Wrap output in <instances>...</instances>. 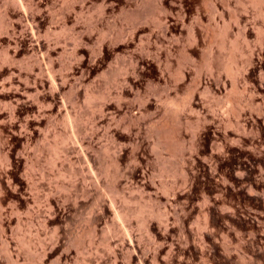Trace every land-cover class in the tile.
Segmentation results:
<instances>
[{
  "label": "bare ground",
  "instance_id": "obj_1",
  "mask_svg": "<svg viewBox=\"0 0 264 264\" xmlns=\"http://www.w3.org/2000/svg\"><path fill=\"white\" fill-rule=\"evenodd\" d=\"M173 1L174 0H172V5H174ZM185 1H187V0H185ZM188 1H190V0H188ZM217 1H219V0H217ZM17 2L19 3V5L21 4L22 7L29 8L28 6L32 2V0H26V2H23V0H17ZM156 2L159 6H161L163 3V0H156ZM169 4H171V2ZM211 4H212V2H211ZM261 4H263V3H261ZM63 5H64V3H63ZM221 6H223V5H221ZM222 8H220V9H222ZM60 10L62 11V8ZM69 10L71 11V9H69ZM79 12H82V11L79 10ZM221 12H219L217 10V7L215 8L213 6L211 17L212 16H213V18H215V16L220 17ZM137 13L139 14V12H137ZM61 15L62 14H60L59 16L61 17ZM201 15H202V13L200 14V12L197 11L196 15L193 16L194 17V26H192L193 28L191 27V29H189V35L187 36V37L190 36V38L192 40V44L197 43L199 41V37H198L199 34L196 30L200 31L201 28L203 27V22H202V16L203 15L202 16ZM208 16H210V15H208ZM75 17H72V19H75ZM155 18L157 19V17H155ZM101 20H102V18H101ZM107 21H105L106 23H104V25H102V26H104V28L100 29L98 27L99 30H97L98 29L97 26H94L92 23L89 27L90 31H93V30L98 31L97 32L98 39H97L96 45H97V51H98L99 57L103 54L102 51H103V47L105 45V42L108 41L107 43H109V44L111 43V49H112L113 46H116L119 43V41L113 42L114 39H116L117 36L121 35L124 32L120 28L117 29L118 27H116L117 22L115 19L111 20V22L110 21L107 22ZM159 21L154 22L153 25L154 24L160 25ZM75 22H77V21L75 20ZM189 22H192V21H189ZM96 23L97 22H95V24ZM162 23H163L162 26L165 28V30L167 32L168 26H166V25H168V24H166V20L163 22V19H162ZM183 23H185V22H183ZM75 24L76 23L73 22V25H75ZM100 24H101V22H100ZM102 24H103V22H102ZM190 24H192V23H190ZM144 25H146V22ZM182 26H185V25H182ZM114 29H116L115 33H113ZM179 29H181V28H179ZM84 30H86V29H84ZM135 30L136 29L132 27L131 29L128 30L129 31L128 34H131V36L134 35ZM94 32L96 33V31H94ZM125 33H127V31ZM125 33H123V34H125ZM202 33H204V32H202ZM128 34H126V35H128ZM149 34L146 33V35H149ZM161 34H163V33L161 32ZM144 35H145V33H144ZM142 36L139 35L138 39L140 37L142 39ZM151 36H153V34ZM135 37H136V35H135ZM165 37H166V35H165ZM74 38H75V36H74ZM144 38H145L144 42L147 41L146 40L147 38L151 39L150 37L146 38V36ZM132 39H134V38H132ZM187 39H189V38H187ZM82 41H83V37H82V32L80 31L78 33V35L76 36V44H77V42L80 43ZM153 41H155V40H153ZM199 43L200 42L197 43V46ZM190 44H191V42H190ZM120 45H122V44L120 43ZM107 47L109 48L108 44H107ZM158 47L160 48V46H158ZM184 47L185 46H183V48L182 47L181 48L184 50ZM30 48H31V50H29V52L27 51L28 54L25 53V55H29V54L34 55V53L39 50V52L41 51V53L44 52L43 54H44V56L45 55L47 56L46 57L47 59L51 60L50 56H52V55L50 53H52L51 51H53L54 49L53 50L50 49L49 46H45V47L37 46L36 48H32V47H30ZM129 49L131 51V48H129ZM113 52H114V50H113ZM23 54H24V52H23ZM108 54L109 53H107V56L105 57V59H102L100 57L102 60L101 61L99 60L96 64H92L91 67L85 68V66H83L85 69H81V68H80L81 70L78 69L79 73L76 76L77 79L76 78L75 79L78 80L81 85H85L88 87L87 88L84 86L85 87V90L83 91L84 93L81 92V94L84 95V99L86 98L85 100H87V99L91 100L90 101L91 104H93L95 106V109L94 108L92 109L93 105H91L92 107H90L89 106L90 103H88L89 104L88 106L92 109V111H91V109L89 108L90 117H93V114H96L97 112H99L98 116H97L98 117L97 118L98 124L96 126H94L96 124V122L93 123L94 125L91 124V128L92 127L93 128L90 130L89 133H87L83 128L81 129L80 125L78 126L77 124H75L74 126H69L70 134H68V137L66 138V141L68 143L65 144V146L63 145L64 147L62 148V151L60 150L61 155H62V159L60 162V167L57 166L59 169H56L57 167L55 166L56 164L54 163V161H50V160L43 161L42 160L43 161V163H42V161L40 160L41 162H39L38 155L36 156L34 154V152H32V150L34 149L36 151H39L40 149H42V150L45 149V150L50 151V149H51L52 151H54L55 150L54 149L55 148L54 147L55 146L54 141H57V143L60 144V133H59L60 131L57 132L58 128L55 131V127H54V130L52 127L57 125L56 122H57V119L60 117V113H61V115H63L64 114L63 111H65V116H68V114H69L68 110L66 109L65 102L60 100V98H59V95L63 94V93L60 94V88H63L65 86V83H67V82H63L62 79H61L62 82L60 81L61 77L59 74H58L59 76H57V74H55L56 71L54 72L55 68L53 69L52 64H48L49 69L44 70L42 68V65L38 64V62L36 60L34 61L33 64L32 63H30V64L29 63L28 64H10V65H12L11 67H13V70H10L5 75V77L3 79H1L0 86H1V84L6 83L9 87L14 86V88H15V90L12 88L14 90L12 95L7 96V98H6L7 103H5L4 106L10 107L11 101L13 100V101H15L14 102L15 104H17V105L20 104L21 107L23 106V107L30 108V112H32V113H31V116H29L28 114L30 112L27 109L25 110L23 107L21 108L22 110H24V113L22 115L23 116L22 121H20L21 119L19 120L20 122L18 121V130H19V137L21 138V149H22V151L19 154V156L17 158H15L16 160L14 161V168L17 171L16 172L17 175H15L16 177H14V181H12L11 184H10L11 179H10V181L8 179V182H7L6 176H5L6 182H4L2 180L4 182L3 183L0 180V246H1L0 247V264H17L18 259L22 256L24 257V259L22 258V260L23 261L25 260L26 264H118L117 263L119 261L118 256H119V254H123V253H124L123 256H125V258L124 257L123 258L125 260L123 259L124 263H122V264H264V174H263L264 172L258 173L259 175L257 177H252L253 173H254L253 170L255 169V166L258 168V166L255 163V160H254V162L253 161H249V163L246 162L248 164L245 166L242 165L245 169V173H243V172L242 173H235L234 172L232 174L225 175V176L223 175L222 177H220L221 175L218 176L219 174L217 172L218 165L216 163L215 164L213 163L214 165L212 166V164L210 163L213 160V158H212V160H210V161L207 160L206 162H204V164L202 165L201 168L204 171L205 170L208 171L207 180L214 181V182L211 181L214 184V187L212 189H209L208 191H206V193L204 192V194H202V196L199 195L200 196L199 197L196 194H194L191 197L190 193L187 194L183 190L182 191L184 193L180 190H179V192L175 191L176 189L173 190L174 189L173 187H172L173 189L170 187L171 190L169 189V187H167L168 190H164V194H165V195H163V196H165L164 200L160 199L161 201H158V199H159L158 197L160 195L157 197L158 199L152 197L155 199L154 201H156L157 205L155 206V204H154V205H151L152 207L149 206V210H150V208H153V206H154V208L156 207V209H154V211L152 210V214L150 215V217L153 215L152 218H154L155 222L152 218H148L149 215L144 214V212H142L143 210L141 211L145 215V216H141V218L144 217V219L142 218L143 220L141 219V222H140L142 229H143L142 232L148 239L147 244L145 242L144 246H143V244L141 245L140 241L137 239V236H135V235H134L135 237L133 236V233L130 229V225L128 223H127V225H123V224L118 225L117 223L112 221L113 219H114V221L115 220L117 221V218L119 217V213H122V215L125 219L128 217L127 216L128 212L125 211L126 208L123 211L116 209V199H119V201L123 200L121 198L122 192H123V198H124V196L127 197L126 195H124V190L126 188L123 189V191H122V188L127 186L128 179L135 178L132 176V175H134L132 173H135V171H136V173H139L138 177L142 178L141 179V182H142L144 179V177H142V176L146 175V172L149 171V169L152 170L150 168V164L153 163V160H154L153 155H155V153L158 152L159 148H161L160 145L163 144V142L165 140H167V138H169L168 137L169 134H166L163 131L164 130L163 125L168 123L167 120L170 117L169 114H171V113L176 114L179 111L178 108H176L175 106L172 105V103L171 104H168L167 102H166V104L163 103L164 108H163L162 120L159 121V119H157L158 117L160 118V116L158 115L159 114V112H158L159 108L157 105L158 104L157 101H159V99H157V97L159 98V96L157 95V92H158L159 86L162 84V83L160 84V81L163 82V89H164V92L166 94L165 98L167 99L168 93L178 89L177 88L178 83L179 82L181 83L184 80L185 75L182 73L184 71H181V72H180V70L174 71L172 73V74H174V80L172 82H170V83H173L172 84L173 86L170 85L171 86L170 87L169 83L164 78H162V75L159 74L157 77L159 82L154 81L155 79L153 81L152 80L150 81V79H152V78H150L149 80H147L149 82H148V85H146L147 86L146 87L147 89H146L145 86L140 87V84H139L140 81L138 82L140 75L135 76V74H137L135 72V70L139 64H128V66L131 67L129 69L132 71L131 73H129L130 71L128 72V66L127 65L125 66V64H122L121 67H117L118 64H114L115 67L113 66L114 67L113 68L111 66V64H107L108 63L107 59H110L109 56L111 57L113 53H111L110 55H108ZM115 54L116 53H114L113 55L116 56ZM153 56H155V55H153ZM131 59H132V57H131ZM251 61H253V60H251ZM166 65L169 66V64H166ZM220 65L222 66V64H220ZM144 66H145V64H144ZM168 66L166 69L169 68ZM183 67H185V66L183 65ZM205 68H204V70L207 69V73H209L210 76H212V78H213V74L216 72L217 69L215 68L216 69L215 70L213 68V65H212V67L210 65H208V67L206 69ZM240 68H241V66H240ZM245 68H246V66H245ZM251 68H252V66H251ZM213 69L215 71L214 73H213ZM219 69H220V67H219ZM43 71L46 74V76H45L46 77L45 80L47 79L46 81H44L43 77H42L44 75ZM202 71H203V69H202ZM232 71L233 70H231V72ZM235 71H233V72H235ZM241 71H245V70H241ZM258 71H260V70H258ZM22 72L25 73L24 74L25 76L23 78L24 81L22 79L23 82H21ZM106 72H108L110 75L109 77H111L110 81H108L109 79H106V80L108 82H111L113 88H115L114 92H113L114 96H113L112 100L104 99V98H107L110 95V93L107 92L106 89H104V88H103V91L101 93V90L103 87L101 84L102 87H100L101 88L100 89V95L102 98L99 97L100 98V100H99V98H97L99 96V94L98 93L97 94L92 93V90L89 88V86H90V84H91V86H94L92 84H95V86H98V83H95L96 82L95 78L97 79L98 76H103V75L105 77ZM218 72H220V71H218ZM56 73H59V72H56ZM229 74H231V73H229ZM233 74H235V76H233V78L231 77L232 79H230V80H232L231 81V87H235V84H237L239 81V80L238 81L236 80V79H238L237 78L238 70ZM241 74H242V72H241ZM258 74H260V73H258ZM130 75L135 76V77H132L133 80H131V79L128 80V76H130ZM214 75H216V77L219 76L217 73ZM243 75H241V76H243ZM22 77H23V74H22ZM119 77H121L120 78L121 80H118ZM140 77H142V76H140ZM245 77H247V76H245ZM30 78L32 80L31 82H29ZM100 78L101 77H99V79ZM171 78H173V77H171ZM63 80H64V78H63ZM66 80L67 79H65L64 81H66ZM201 80L202 79H200V76L198 74L193 81V85H194L195 89L201 87V82H200ZM214 80H213V82H214ZM260 80H261V78H260ZM104 81H105V79H104ZM236 81H237V83H236ZM2 82H4V83H2ZM218 82H219V80H218ZM31 83H32V85H31ZM221 83H222V81H221ZM244 83H246V82H244ZM245 85L247 86L248 84H245ZM3 86L4 85H2V87H0L2 90H4ZM45 87H47L46 91H47V89H49L46 99H45L46 96H43V93L45 91V90L43 91V89ZM66 87L68 90L69 86H66ZM71 87H72V85H71ZM71 87H69V88L71 89ZM74 87L76 88V85ZM142 87L145 88V91L143 90V93L141 92ZM237 87H238V84H237ZM77 89H79V88H77ZM77 89H75L74 92H73V89H71L72 91L70 90L72 92V94L74 93L73 94L74 97L72 96L73 98L71 100L68 98V101L70 100L69 104L73 100H74L73 101L74 103H77V101L74 99V98L78 97L77 94L80 92V90H79V92H77L78 91ZM204 89H205V87H204ZM244 89H245V87H244ZM5 90H7V89H5ZM61 90L63 92V89H61ZM64 90L67 91L66 89H64ZM94 90H95V88H94ZM219 90L220 89H218V91ZM98 91H99V89H98ZM98 91H95V92H98ZM210 91H212V89ZM68 92L69 91H67V93ZM71 92L68 93L69 96H70ZM245 92H247V91H245ZM160 93H162V92H160ZM1 95H2V93H1ZM95 95L97 97H94ZM196 95H195V97H196ZM245 95H247V94H245ZM231 96L232 95H230V97ZM79 97H80V95H79ZM81 97H82V95H81ZM91 97L95 98V100H99L101 102L97 103V105H95L96 101L93 102ZM241 97L242 96L240 95V98ZM238 98H239V96H238ZM102 99H104L105 101ZM234 99H235V97H234ZM180 100H181V98H180ZM177 101H179V100H177ZM242 101H244V100H242ZM87 102H84V104L86 103L85 105H87ZM194 102L195 101H194V97H193V92H189V93H187V97L185 98V100L182 102L181 107L183 106V108H185V109L187 108L188 110H192V106L194 105ZM250 102H251L250 98L247 97V99L245 100V104L247 107H249L251 105ZM242 103L244 105V102H242ZM28 104H29V106H28ZM67 104H68V102H67ZM71 104H73V103H71ZM180 104H181V102H180ZM75 106H76V104H75ZM82 106H83V103H82ZM82 106H81V108H82ZM88 106H85V108ZM181 107H179V108L182 109ZM237 107H239V106L237 105ZM234 109H233V111H234ZM236 109H238V108H236ZM236 109H235L234 114L236 115L238 113L237 115H239V117L240 116L244 117V120L240 117L243 120V124L239 125L238 121H236V122L234 121L233 127H236V128L241 127V129L243 131H247V130L252 131L251 128L253 126L252 125L253 121L251 118L252 117L251 113L249 112L250 107H249V109L247 108L248 110H245V111L243 110L244 109L243 108L242 112H241L242 114H239L238 110L236 113ZM66 110H67V112H66ZM93 110H96L97 112H95ZM183 111H186V110H183ZM188 113H189V111H188ZM73 115H75V113ZM14 116H15V114H14ZM213 117L209 118V120H212ZM117 119H118V121H117ZM170 119H175V118L172 117ZM181 119H183V118L181 117ZM184 119H186V118H184ZM228 119L227 120L225 119V121H226L225 123H227L228 127H232V124H231L232 122ZM91 120H93V122L96 121V120H94V117ZM179 120H180V118H179ZM58 121H60V119ZM186 121H188V120H186ZM170 122H173V120H171ZM196 122H197V120H196ZM216 122L218 125V120ZM219 122H220V120H219ZM182 123H181V125H182ZM208 123H207V125H208ZM50 124H52L51 129H49L50 127L49 128L47 127ZM168 124H170V123H168ZM161 125L163 126V128H161L162 127ZM181 125H179L178 131L175 135V137L181 141V145L179 147L181 154L179 155L180 156V164H179V170H178V172H180L179 174H181V175H179V178L181 180L180 181L181 185H179V187L187 186V188L189 187V190H191L190 188L191 187L193 188L194 175L197 173H195L193 175L189 173L190 170L188 169V167L190 166V164L187 163V160H188V157L190 158L192 155V150H193L192 145L193 144L191 142H192L193 138L195 139L196 134H195V131L194 132L190 131V129L192 128L191 126H190L191 128L189 129L188 128L189 126L187 127L186 124H184V126H181ZM100 129H101V131H100ZM102 129H103V134L105 136H107L111 141V149L106 148L105 146H103L99 142ZM169 129H170V127H169ZM171 129L173 130L174 128H171ZM171 129H170V131H171ZM200 130H199V132H200ZM203 130H205V129H203ZM166 132L169 133V130L168 131L166 130ZM248 134L245 135L246 137L243 141L249 145L252 142V140H251L252 138H249ZM186 135H188V138H189L188 142L183 139L184 136H186ZM48 136L51 137L52 140L54 139V141L52 143L54 148L52 146H50L51 144H49V142L47 141ZM172 136H173V134H172ZM225 136H226L225 132H222L221 137L224 140L227 139ZM198 137H196V138H198ZM170 139L171 140L174 139V136H173V138L172 137L169 138V141H170ZM240 139H242V138H240V137L236 138L237 141H240ZM228 140H230V139H228ZM61 141H63V140H61ZM231 141H233V140H231ZM166 142L167 141H165V143ZM174 142H177V141L174 140L173 144H171V146L174 145ZM225 142L223 144L221 143L220 147H218L220 150L219 152L227 151L228 148L231 146L229 141H228V144ZM235 143H236V141H235ZM163 145H165V144H163ZM166 145H169V144H166ZM58 148H60V147H58ZM56 150L58 151V149H56ZM60 151H59V155L57 153L58 157L60 156ZM0 152H2V151H0ZM70 154H75L76 157L73 160H70L69 159ZM210 154H213V153H210ZM55 155H56V152H55ZM0 156H1V154H0ZM1 158H3L4 160H7V162L9 161L8 160L9 158H7V156H5V155L3 157L1 156ZM56 163H57V161H56ZM188 164H189V166L186 167V165H188ZM193 164H194V162H193ZM257 164H259V163H257ZM262 164H263V162H262ZM139 167H141V168H139ZM96 168H99V170L102 169V174H100V177H98V178L95 177V173L93 171V169H96ZM137 168H139L138 169L139 171H137ZM187 169L189 170V172ZM53 170H55V173L58 177L63 176L64 175L63 171H65L67 174L70 175V178H73L71 185H70V181H68L69 184H65L66 188H64V186H63L64 183H63V185L61 184L62 185L61 188L64 190V191L61 190V191H63L62 192L63 195L60 193L62 195V197H60V194H59V189H61L60 187H59V189H58L57 185H53V187H50L51 184L49 182L48 183L50 185H48L46 183V181L53 176L52 175L51 177H49ZM36 171L39 172L38 178H36V175H37L35 173ZM261 171H263V170H261ZM200 172H201V170H200ZM130 174H132L131 178L128 177ZM135 176H136V174H135ZM139 178H138V180L140 182ZM197 180L195 179V182ZM141 182H140L141 187H138V186H140V184L138 183L139 184L137 186L138 189L142 188V190L145 191V190H149L151 188V186L149 184L145 185V183H141ZM207 184H209V183H207ZM67 185L69 186L70 189H72L71 191L69 188H67L68 187ZM209 185H208V187H209ZM200 186H202V185H200ZM175 187H176V185H175ZM6 188L9 189L10 192L12 191V194L14 193V195L16 196L15 198H17V200L22 201L23 205L25 206L24 211H23V209L21 211H19L18 209L11 208L12 206H10L11 209L9 208L7 210L3 208L1 197L3 196V193L5 192ZM104 188H108V190L105 192L102 190ZM51 189H53L54 191L58 190L57 192L59 195L57 197L56 196L54 197L51 194V192L53 191V190L51 191ZM38 190L47 191L46 194H44L43 198H41L42 201H40V199H39L40 194L38 195V192H39ZM139 190H141V189H139ZM54 191H53V193H54ZM144 191H141V192H143V194L147 192V191H145V192ZM204 191H205V189H204ZM107 192L108 193L111 192L113 194V198L108 199L107 198ZM148 193H146V194L151 195L150 194L151 191H149ZM55 194H57V193L55 192ZM120 195H121V197H120ZM116 196H119L121 199L116 197ZM144 196H146V195H144ZM154 196L156 197V195H154ZM3 198H5V197L3 196ZM60 198H61L62 205H60ZM147 198H149V196ZM170 200H173V202H175V201L179 202L180 200H184V201H182V202L180 201L181 204L179 202V205H178V203L174 206L173 205L171 206L169 204V206H171V208H173V209H170L172 211L168 212L169 210L168 211L166 210V206H168V205H166V204L170 203L169 202ZM150 201H153V199H150L149 202ZM162 201H164V203H160ZM124 202L126 204L128 203V202H126V200ZM152 203H154V202H152ZM140 210H141V208H140ZM125 212H127V213L125 214ZM150 212H148V213H150ZM83 215H86V217H85L84 221L81 222L80 217ZM171 218L173 220V225L171 227H169L168 221ZM49 222H52L51 226H53V227H52L51 233L50 234L48 233L49 234L48 237L45 238V236H41V235L47 234V233L46 234L44 233V232H47V230L46 231H44V230L50 228V227L46 228V226L48 227L47 224ZM34 223L36 225V228H34V230L30 229L31 232L33 231V233H32L33 235L32 234L31 235L35 236L34 238L36 240V241L34 240L35 242H32V243H35L33 245V244H31V241L29 240V238H28V241L30 242V244L27 242V240L25 241L24 236L26 234L28 236V233H25V231L30 233L29 228H32ZM108 223H110V224L108 225ZM13 226L15 227V230H16L15 232L12 231ZM100 226H101V228L103 227V229L106 228L105 229L106 232L104 231L105 234L100 232V233H102L101 236L98 235L99 233H97V229L100 228ZM24 228L27 230H24L25 235L22 236L23 232L20 233V231L23 230ZM103 229H98V230L103 231ZM17 233L19 235H21V236H18L19 238L17 236H15V234L17 235ZM13 236H15L16 239L13 238ZM21 237H23V238H21ZM41 237H43V238H41ZM30 239H31V237H30ZM12 241H15V242L13 243ZM111 241H113L112 244L110 243ZM29 245L30 246L32 245V246L30 247Z\"/></svg>",
  "mask_w": 264,
  "mask_h": 264
},
{
  "label": "rangeland",
  "instance_id": "obj_2",
  "mask_svg": "<svg viewBox=\"0 0 264 264\" xmlns=\"http://www.w3.org/2000/svg\"><path fill=\"white\" fill-rule=\"evenodd\" d=\"M210 1L212 2V4ZM257 1L256 0H219V1H217V0H215V1L214 0H190V1H188V0L187 1H185V0H174L173 1L174 5H172V0H163L162 5L159 6L157 4L156 0H143V1L142 0H32L30 5L28 6L29 8H24L21 6V4L19 5L17 0H0V83H1V79H3L5 77V75L10 70H13V67H11L12 65H10V64H28V63L33 64L35 60L38 62V64L42 65V68L44 70L49 69L48 64H52L53 69L55 68L54 72L55 71L59 72V73L55 72V74H57V76L60 75V77H61L60 81L62 79L63 82L68 83V84L65 83V86H64L65 88L64 87L60 88V94L61 93H63V94L59 95V98H60V100L65 102L66 109L68 110L69 114H68V116H65V111H63L64 114L61 115V113H60V117L57 119V122H56L57 125L52 127V124H50L51 126L50 125L47 126L48 128L50 127L49 129H51V127H52L53 130L55 127V131L58 128L57 132L60 131L59 132L60 133V144L57 143V141H54V139L52 140L51 137H49L51 134L48 136V140H47L49 142V144H51L50 146H52V147H53L52 143L54 141V144H55L54 147L55 148L54 147L53 148L55 150L58 149V151L57 150L52 151L51 149H50V151L45 150V149H43V150L40 149L39 151H36L33 149L32 152H34V154L36 156L38 155L39 162H41L42 160L43 161L50 160V161H54V163L56 164L55 165L56 167L57 166L60 167V162L62 159L61 151H62V148L65 146V144L68 143L66 141V138L68 137V134H70L69 126H74L75 124H77L78 126L80 125L81 129L83 128L87 133H89L90 130L93 128V127L91 128V124H93L95 122H96V124L95 125L93 124L94 126H96L98 124L97 123L98 122L97 116H98L99 112H97L98 111L97 109H96L97 111L93 110V111L97 112L96 114H93L94 120H96L93 122V120H91V119H93V117H90V113H89V108L92 107L91 105H93V104H91V102H90L91 100H88V99L85 100L86 98L84 99V95L81 94V92H83L85 90V87H87V86L81 85L79 83V81L76 80L77 79L76 76L78 75L79 70L89 68V67H91L92 64H96L99 60L101 61L102 59H105V57L107 56V53H109L108 55H110L111 53H113V54L116 53L115 54L116 56H114L113 54L111 57L109 56L110 59H107V62H108L107 64H111L112 67L113 66L115 67L114 64H118L117 67H121L122 64H125V66L126 65L128 66V64H139L135 70V72L138 75L135 74V76H139V75L142 76V77L139 76V79H138V82L140 81L139 82L140 87L145 86V88H146L147 87L146 85H148V82H149L147 80H149L150 78H152V79H150V81L151 80L153 81L154 79H155L154 81H158L157 77L159 74L162 75V78H164L169 83V86L170 85L173 86L172 85L173 83H170V82H172L174 80V74H172L174 71H176V70H180V72L184 71L182 73L185 75L184 80L181 83L180 82L178 83V87L176 86L178 89L168 93L167 99L165 98L166 94H165L164 89H163V82L162 81H160V84L161 83L162 84L159 86L158 92H157V95L159 96V98L157 97V99H159V101H157V103H158L157 105L159 108V111H158L159 114L158 115L160 116V118L158 117L157 119H159V121L162 120L163 108H164L163 106H164V104H166V102L168 104L172 103V105L175 106L176 108H178V110H179L178 113H176V114L175 113L169 114L170 117L168 118L167 122L170 124L165 122L166 124H164V125L162 124L164 126V128L161 125L162 126L161 128L164 129L163 131L166 134H169L172 138L174 136V139H172V140L173 141L176 140L177 142H174V145L171 146V144H173V141L171 139H170V141L172 143L169 141V138H171V137L168 135L169 138H167V140H165L167 142L165 143V141H164L163 144H165V145L169 144V145L165 146V145L161 144L160 145L161 148H159L158 152H156L155 155H153L154 160H153V163L150 164V168L152 170L149 169V171L146 172V175L142 176V177H144V179H143L144 182L143 181L141 182L142 178L138 177L139 173H136V171H135V173H132L134 175L130 174L128 176L129 178H131L132 176L135 178L128 179L127 186L122 188V191H123V189L126 188L124 190V195H126L127 197L124 196V198H123V192H122V194H121L122 197H121V195H120V197L123 200L119 201V199H116V209L123 211L126 208L125 211H127L128 213L125 212V214L127 213L128 217L126 216L127 218L125 219L123 217L122 213H119V217L117 218V221L116 220L114 221V219L112 221L117 223L118 225L119 224L120 225L121 224L127 225V223H128L130 225V229L133 233V236L134 235L137 236V239L140 241L141 245L143 244V246H144L145 242L147 244V241H148L147 237L142 232L143 229H142L140 222H141L142 218L144 219V217L141 218V216H145L144 214H146V215H149V217L147 216L148 218L153 217V215L151 217H150V215L152 214V210L154 211V209H156V207L154 208V206H153V208H150V210H149V206L154 205V204H155V206L157 205L156 201H154L155 200L154 198H157L159 195H160L158 197L159 199L157 198L158 201H161L160 199L164 200V197H165V196H163V195H165L164 190H168L167 187H169L170 190L173 187L174 189L173 188L172 189L173 190L176 189L175 191H178V192H179V190L180 191L183 190L187 194L190 193L191 197L194 194H196L197 196H199V195L202 196V194H204V192L206 193V191H208L209 189H212L214 187V184L212 183L214 181L211 180L212 181L211 182L210 180H207L208 171L205 170L206 171L205 172L201 168L202 165L204 164V162H206L207 160L210 161L213 158V160L210 163L212 164V166L215 163L218 165L217 172L219 174L218 176L221 175L220 177H222L223 175L225 176V175L232 174L234 172L235 173H242V172L245 173V169L243 166L247 165L249 163V161L254 162V160H255V163L258 166V168L255 166V169L253 170L254 173H253L252 177H257L259 175L258 173H263L264 172V169H263L264 168V129H263L264 128V64H263L264 63V1L263 0H259L258 2ZM23 2H26V0H23ZM62 2L64 3V5ZM170 2H171V4H169ZM261 3H263V4H261ZM221 5H223V6H221ZM213 6L215 8L217 7V10L219 12L222 11L220 13V17L219 16H215V18H213V16L211 17ZM61 8H62V11L60 10ZM220 8H222V9H220ZM69 9H71V11ZM79 10L82 12H79ZM197 11H199L200 14L202 13V15H203V16L201 15L203 27L201 28L200 31L196 30L199 34V36H198L199 41L198 42H200V43L198 44V46H197L198 42L192 44V40H191L190 36L187 37L189 35V29H191V27L194 26V17L193 16L196 15ZM76 12L77 13L79 12V13L77 14ZM137 12H139V14ZM60 14H62L61 17L59 16ZM208 15H210V16H208ZM72 17H75V19H72ZM155 17H157V19ZM101 18H102V20H101ZM114 19L117 22V25H116V27H118L117 29L120 28L124 31L123 33H125L126 31H127V33H125V34L122 33L121 35L117 36L118 39L117 38L114 39L113 42L119 41V43L116 45L117 47L113 46L114 48L112 47V49H111V43L109 44V43H107L108 41H106L105 45L103 47V51H102L103 54L100 56L102 58L101 59L98 55L97 45H96L97 39H98V35H97L98 31L97 30H99V28L100 29L104 28V26H102V25H104V23H106L105 21L111 22V20H114ZM162 19H163V22L166 20V24H168L166 26H168L167 29L169 32L168 31L166 32L165 28L162 26L163 25ZM75 20L78 23L75 22ZM144 21L146 22V25H144L145 24ZM156 21H159L160 25L154 24L155 25L154 26L153 23ZM189 21H192V22H189ZM73 22L76 24L73 25ZM95 22H97L96 23L97 25L95 24ZM100 22H101V24H100ZM102 22H103V24H102ZM183 22H185V23H183ZM91 23L94 26H97V28L98 27L99 28L97 30L90 31L89 27H90ZM190 23H192V24H190ZM182 25H185V26H182ZM132 27L135 28L137 31L135 30V32H134L135 34L131 36V34H128V32H129L128 30L131 29ZM179 28H181V29H179ZM84 29H86V30H84ZM115 30L116 29L113 30V33L116 32ZM80 31L82 32L83 41L80 43L77 42V44H76V36L78 35V33ZM94 31H96V33ZM161 32L163 34H161ZM202 32H204V33H202ZM144 33H145V35H144ZM146 33L147 34L150 33L149 34L150 36L146 35ZM126 34H128L129 36ZM152 34H153V36H151ZM135 35H136V37H135ZM139 35H141V36L143 35L142 39H141V37L138 39ZM165 35H166V37H165ZM74 36H75V38H74ZM145 36H146V38L150 37L151 39L147 38L146 39L147 41L144 42ZM132 38H134V39H132ZM187 38H189L190 40ZM151 40L152 41L155 40V41H153L154 43ZM190 42H191V44H190ZM54 43L55 44L57 43V44L55 45ZM106 43L109 45V48L107 47ZM120 43L122 45H120ZM37 46H41V47L49 46L50 49H52V50L54 49L53 51H51L52 53H50L52 55V56H50L51 60L47 59L46 58L47 56L46 55L44 56V54H43L44 52L41 53V51L39 52V50L36 51L34 53V55H30V54L25 55V53L28 54L29 50H31L30 47L36 48ZM158 46H160V48ZM180 46L182 48H183V46H185L184 50L185 49L186 50L184 51ZM129 48H131V51ZM113 50H114V52H113ZM23 52H24V54H23ZM153 55H155L156 57ZM131 57H132V59H131ZM251 60H253V61H251ZM144 64H145V66H144ZM166 64H169V66ZM207 64L210 65L211 67L213 65V68L217 69V70L215 69L216 72L213 69V73L214 72H215L214 74L217 73L219 75V76H217L218 78L214 74H213V78H212V76H210V74L207 73V69H206L208 67ZM220 64H222L223 67ZM241 64L242 65L244 64L246 66V68L244 65L242 66ZM183 65L185 67H183ZM83 66H85V68ZM167 66L169 67L168 69H166ZM237 66L239 68L241 66L242 69L241 68L239 69ZM251 66H252V68H251ZM219 67H220V69H219ZM130 68L131 67L128 66V72L130 71L129 73L132 72L131 70H129ZM204 68L206 70H204ZM76 69L77 70L79 69V70L77 71ZM202 69H203V71H202ZM231 70H233V71L238 70L239 76L237 75L238 79H236L237 81L239 80L238 83L236 81V83L238 84V87H237V84H235V87H231V81L232 80H230V79H232L233 76H235V74H233V73L236 72V71L231 72ZM241 70H245V71H241ZM258 70H260L261 72ZM218 71H220V72H218ZM241 72H242V74H241ZM43 73H44V71H43ZM229 73H231V74H229ZM258 73H260V74H258ZM22 74H23V77H22ZM22 74H21V82L24 81L23 78L25 76L24 75L25 73L22 72ZM198 74L200 76V79H202L200 81L201 87L195 89L194 85H193V81ZM241 75H243V76H241ZM45 76H46V74L44 73V75L42 76L44 81L47 80V79L45 80V78H46ZM109 76H110L109 73L106 72L105 77L103 75V76H98L97 79L95 78V81H96L95 83H98V86H95V84H92L94 86H91V84H90L89 88L92 90V93H94V94L98 93L99 94L98 97L96 95L94 97H97V98L101 97V95H100V89L101 88L100 87L103 86L101 93L103 91V88L106 89V91L110 93V95L104 99L112 100V98L114 96L113 92H114L115 88H113L111 82H108L111 80L110 79L111 77H109ZM135 76H131V75L128 76V80L129 79L133 80L132 77H135ZM245 76H247V77H245ZM99 77H101V78L103 77V78L99 79ZM171 77H173V78H171ZM63 78H64V80L65 79H67V80L64 81ZM120 78L121 77H119L118 80H121ZM260 78H261V80H260ZM22 79H23V81H22ZM104 79H105V81H104ZM106 79H109V80L107 81ZM29 80H30L29 82L32 81L31 78ZM213 80H214V82H213ZM218 80H219V82H218ZM221 81H222V83H221ZM186 82L187 83L189 82V83L187 84ZM244 82H246V83H244ZM2 83H4V82H2ZM101 84H102V86H101ZM245 84H248L247 85L248 87ZM2 85H4L3 86L4 90H2L0 88V90H1L0 91V151H2V152H0V154L2 157L4 155L7 156V158H9L8 159L9 161L7 162V160H4L0 156V176H1L0 180L1 181L3 180L4 182H6V177H7V182H8V179H9V181L11 179V181H10V184H11L12 181H14V177H16L15 175H17V173H16L17 171L14 168V161L16 160L15 158H17L22 151V149H21V138L19 137V130H18V121L20 119H21L20 121H22V117H23L22 115L24 113V110L21 109L23 106L21 107L20 104H18V105L15 104L14 103L15 101H13V100L11 101V106H10L11 108L9 106H4V104L7 103V99H6L7 96L12 95L15 88H14V86L9 87L6 83L1 84L0 87H2ZM31 85H32V83H31ZM71 85L73 88L71 87ZM75 85H76V88L74 87ZM66 86L71 87V89H73V92L75 89L79 88V89H77L78 91L77 90L76 91L79 92V90H80V92L77 94V96L79 97V95H80V97L78 98L76 96L78 99L74 98L78 104L74 103L73 102L74 100L71 102L74 105L71 103L69 104L70 100L74 97L73 96L74 93L72 94V92H71L72 90L69 87L67 90ZM204 87L206 90L204 89ZM244 87H245V89H244ZM46 88L47 87H45L43 89V91L45 90L43 93V96H46L45 99L47 98V94L49 91V89H47V91H46ZM94 88H95V90H94ZM142 88H141V92L143 93V90L145 91V88H143V89ZM5 89H7V90H5ZM61 89H63V92ZM64 89L71 92L70 96L68 95L69 92L67 93V91H65ZM98 89H99V91H98ZM209 89L210 90L212 89L213 92L210 91ZM218 89H220V90L218 91ZM95 91H98V92H95ZM245 91H247V92H245ZM160 92H162V93H160ZM189 92H193V97H194V101H195L194 105L192 106V110H188L187 108L185 109V108H183V106L181 107L182 102L185 100V98L187 97V93H189ZM1 93H2V95H1ZM245 94H247V95H245ZM81 95H82V97H81ZM195 95H196V97H195ZM230 95H232V96L230 97ZM240 95L242 96L241 98H240ZM238 96H239V98H238ZM234 97H235V99H234ZM247 97L250 98V100H251V102H250L251 105L249 104L250 109L245 104V100L247 99ZM68 98L70 99L69 101H68ZM180 98H181V100H180ZM91 99L93 102L96 101V104L94 103L95 105H97V103L101 102V101H99L100 98H99V100H95V98L91 97ZM104 99H102V100H104ZM177 100H179V101H177ZM242 100H244V101H242ZM67 102H68V104H67ZM84 102H87V105H85L86 103L84 104ZM180 102H181V104H180ZM242 102H244L245 106L243 105ZM82 103H83V106H82ZM88 103H90V105ZM75 104H76V106H75ZM236 104L240 108L237 107ZM84 105L85 106L89 105L90 107L88 106L85 108ZM28 106H29V104H28ZM81 106H82V108H81ZM178 106L181 107L182 109H180ZM23 108L25 110L27 109L30 112V108H27V107H23ZM93 108L95 109L94 105H93L92 109ZM234 108L235 109L238 108V109H236V113L238 110L239 114H242L241 112H242L243 108H244L243 109L244 111L249 109V112L251 113V116H252L251 118L253 121V123H252L253 126L251 128L252 131H248V130L243 131L241 129V127L240 128L233 127L234 121L235 122L238 121L239 125L240 124L242 125L243 120H244V117L240 116L243 119L242 120L239 117V115H237L238 113L236 115L234 114V112H235ZM92 109H91V111H92ZM233 109H234V111H233ZM67 110H66V112H67ZM181 110L182 111L186 110V111L182 112ZM187 110L189 111V113ZM31 113L32 112H30L28 115L31 116ZM74 113H75V115H73ZM14 114L16 117L14 116ZM180 116L183 119H181ZM172 117L175 119H170ZM178 117L180 118V120ZM211 117H213V119L209 120V118H211ZM184 118H186V119H184ZM59 119H60V121H58ZM225 119L226 120L228 119L232 122L231 124H232V127L234 129L232 127L227 126V123H225L226 122ZM171 120H173V122H170ZM184 120L185 121L188 120V121L185 122ZM196 120H197V122H196ZM217 120H218L219 126L217 125V122H216ZM219 120H220V122H219ZM117 121H118V119H117ZM181 123H182V125H181ZM207 123H208V125H207ZM184 124H186L187 127L189 126L188 127L189 129L192 127L190 129V131H192V132L195 131V134H196L195 139L193 138V140L191 142L193 144L192 146H193L194 151L192 150V155L190 158L188 157L189 161L187 160V163H189L190 166H189V164L186 165V167L189 166L188 169L190 170V172L188 169L187 170L190 174L193 175V174L197 173L194 175V181H193L194 183H193V188L192 187L190 188L191 190H189V187L187 188V186L179 187V185H181L180 184L181 180L179 178V175H181V174H179L180 172H178L179 164H180V156L179 155L181 154L179 147L181 145V141L178 140L175 137V135L178 131L179 125L184 126ZM168 126L170 127V129L174 128L176 131L173 129L175 131L174 132L171 129V131H172L171 132ZM203 129H205V130H203ZM166 130L167 131L169 130V133L166 132ZM199 130H200V132H199ZM100 131H101V129H100ZM222 132H225V135H226L225 137L227 139L224 140L221 137ZM172 134H173V136H172ZM246 134H248L249 138H252L251 139L252 142L249 145L243 141L246 137L245 136ZM196 137H198V138H196ZM237 137L238 138L240 137L242 139H240V141H237L236 140ZM183 139L188 142V140H189L188 135L184 136ZM228 139H230V140H228ZM61 140H63V141H61ZM227 140L229 141L231 146L228 148L227 151L219 152L220 150L218 147H220L221 143L223 144L225 141H226L225 143L228 144ZM231 140H233V141H231ZM234 140L236 141V143ZM99 142H100V144H102L106 148L111 149V141L107 136H105L103 134V129H102V132L100 135ZM58 147H60V148H58ZM59 151H60V156L58 157L57 153L59 155ZM55 152H56V155H55ZM210 153H213V154H210ZM75 157H76L75 154H70L69 159L73 160ZM43 161H42V163H43ZM56 161H57V163H56ZM193 162H194V164H193ZM246 162H248V163H246ZM262 162H263V164H262ZM257 163H259V164H257ZM58 167L56 169H59ZM139 168H141V167H139ZM139 168H137V171H139L138 170ZM55 170H53L51 172V175L49 177H51L52 175L53 176L51 178L48 177L49 179L46 181V183L48 185H50V184L52 185V186L50 185V187H53V185H57L58 189H59V187L61 188L63 183H64L63 186H64V188H66L65 184H69L68 181H70V185L72 184L73 178H70L69 174H67L65 171H63L64 175L62 174L63 176L58 177L55 173ZM200 170H201V172H200ZM261 170H263V171H261ZM37 171L35 172L37 174L36 178L39 177V175H38L39 172H37ZM93 171L95 173L96 178L100 177V174H102V169L99 170V168H96V169H93ZM135 174H136V176H135ZM138 178L140 179L141 183H145V185L149 184L151 186V188L149 190H145V191H147L146 193L151 191V193H150L151 195H147L146 193L143 194V192H141V191H144V190H142V188H139L141 190L138 189V187H141V184H140ZM195 179L196 180L198 179L196 181L197 183L195 182ZM138 183L140 184V186H138L139 185ZM207 183H209L211 186ZM175 185H176V187H175ZM200 185H202L203 187ZM208 185H209V187H208ZM67 188H69V186ZM204 189H205V191H204ZM52 190L53 189H51V191ZM61 190H63V189L62 188L59 189V194L61 193L63 195L62 192L64 190L63 191H61ZM71 190L72 189H70V191ZM102 190L106 192L108 190V188H104ZM38 191H39L38 195L40 194L39 199H40V201H42L41 198H43L44 194H46L47 191H44V190H38ZM53 191L51 192V194L54 197L55 196L57 197L59 195L57 192L58 190L54 191V193H53ZM55 192L57 194H55ZM61 194H60V197H62ZM153 194L156 195V197ZM144 195H146V196H144ZM3 196L5 198H3ZM3 196L1 197L2 198L1 201H2V206L4 209L7 210L10 208V206H12L11 208L18 209L19 211H21L23 209V211H24L25 206L23 205L22 201H19V200H17V198H15L16 196L14 195V193L12 194V191L10 192L9 189L6 188L5 192L3 193ZM148 196H149V198H147ZM116 197L120 198L119 196H116ZM152 197H154V198H152ZM107 198L108 199L113 198V194L111 192H109V193L107 192ZM148 199L149 200L153 199V201L149 202ZM125 200H126V202H128L127 204L124 202ZM180 201L182 202L184 200H180ZM152 202H154V203H152ZM169 202L170 203L166 204V205H168V206H166V210L167 211L169 210L168 212L172 211V210H170V209H173V208H171L172 205L174 206L177 203L179 205V202H176V201L173 202V200H170ZM181 202H180V204H181ZM160 203H164V201H162ZM169 204L171 206H169ZM60 205H62L61 198H60ZM140 208H141V210H140ZM141 211L144 212V214ZM148 212H150V213H148ZM85 217H86V215L81 216L80 221L83 222ZM152 219L154 220V218H152ZM154 222H155V220H154ZM51 223L52 222H49L47 224L48 227L46 226V228H49V227L50 228L44 230V231L47 230V232H44L45 234L47 233L46 234L47 236L44 234L41 236H45V238L48 237V235L51 233V230L53 227V226H51L52 225ZM109 224L110 223H108V225ZM34 225H35V223L33 224L32 228H29L30 233L25 231V233H28V236H27V234L25 235V233H24V230H27V229L24 228L23 230L20 231V233L23 232L22 236L23 235L26 236V237L24 236V240L25 241L27 240V242L30 244V242L28 241V238H29V240L31 241V244H33V245L35 243H32V242H35L36 240L34 238L35 236H32L33 231L31 232L30 229L34 230V228H36V225L35 226ZM168 225H169V227H171L173 225L172 218L168 221ZM12 229H13L12 230L13 232L16 231L14 226ZM98 229H103V227L101 228V226H100V228H98ZM98 229H97V233H99L98 235L101 236L102 233L105 234L104 231L106 228L103 229V231L102 230L100 231ZM100 232H102V233H100ZM15 236L18 237L21 235H19L17 233V235L15 234ZM15 236H13V238L16 239ZM30 237L32 240L30 239ZM21 238H23V237H21ZM41 238H43V237H41ZM12 242L14 243L15 241H12ZM110 243L112 244L113 241H111ZM123 254H119V256H118V260H119L117 262L118 264L124 263L123 259L125 258V256H123ZM22 258L24 259L23 256L18 259L17 264H26V261L25 260L23 261Z\"/></svg>",
  "mask_w": 264,
  "mask_h": 264
}]
</instances>
